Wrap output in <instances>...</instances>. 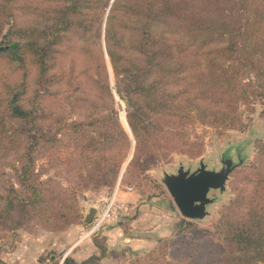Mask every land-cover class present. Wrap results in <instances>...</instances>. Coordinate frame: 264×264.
I'll use <instances>...</instances> for the list:
<instances>
[{
  "label": "rangeland",
  "instance_id": "rangeland-1",
  "mask_svg": "<svg viewBox=\"0 0 264 264\" xmlns=\"http://www.w3.org/2000/svg\"><path fill=\"white\" fill-rule=\"evenodd\" d=\"M73 1L68 9L72 0H0V48L18 47L15 54L0 52V213L12 187L27 204L15 200L10 215L0 217V264H44L50 258L64 264L66 257L79 264L91 255L99 258L90 264H222L224 242L215 232L219 212L237 199L243 207L230 220L242 226L253 202L264 203V104L255 101L242 114L243 127L221 134L197 124L199 151L172 152V134L160 135L172 125L166 115L172 112V90L178 94L171 78L157 111L140 118L136 152L121 118V111L126 119L139 102L128 77L147 50L167 40L172 61V13L166 14L172 0ZM40 53L47 65L42 76ZM12 96L34 109L28 124L6 108ZM30 138L26 181L35 182L41 194L34 202H28L31 188L19 183ZM156 146L167 156L150 163L159 157ZM227 159L236 166L223 191L208 192L214 198L208 214L183 217L164 173H175L180 164L192 171L200 161L219 170ZM105 210L101 226L83 236Z\"/></svg>",
  "mask_w": 264,
  "mask_h": 264
},
{
  "label": "trees",
  "instance_id": "trees-1",
  "mask_svg": "<svg viewBox=\"0 0 264 264\" xmlns=\"http://www.w3.org/2000/svg\"><path fill=\"white\" fill-rule=\"evenodd\" d=\"M211 1L172 0V8L169 6L170 12H166L169 15L172 13V61L168 53L171 45L167 40L163 47L147 50L150 54L143 64L136 65L130 78L127 76L130 93H134L140 102L132 105V110L126 114L136 152L140 144L139 124H144L140 118L142 114L151 116L157 111L171 78L172 89H176V84L178 94L172 90V112L166 114L172 116V125L168 124L166 131H161L160 135L172 134V152L199 151L202 141L193 133L197 124L221 134L229 128L243 127L242 114L251 109L255 101L261 100L264 104V0H216L217 5L209 8ZM74 3L72 0L66 7L71 9ZM195 3H198L197 6ZM208 13H213L214 17ZM4 23H0V35L3 36ZM17 49L9 46L0 48V52L15 54ZM105 49L111 68L118 73L109 48L106 46ZM44 50L42 48V53ZM39 61L42 76L47 67L42 54ZM160 76L163 81L159 80ZM114 86L120 95L118 86ZM6 108L24 124L32 121L34 109L23 107L15 96L6 101ZM112 112L118 124L116 111ZM162 112L166 111L159 110L158 114ZM119 130L122 131L120 126ZM31 140L25 147L26 160L20 167L19 178V183L31 188L34 193L28 202L41 197L37 190L40 187L35 182L26 181L33 151ZM160 148L162 146L154 148L153 152L157 151L159 157L151 158L150 163L166 158L167 154L160 152ZM120 173L121 167L118 175ZM5 199L0 213L2 219L10 215L15 200L23 206L27 205L13 187ZM237 202V199L232 200L219 212L215 232L224 242L219 260L222 264H260L264 259V203L253 202L251 218L239 226L230 220L243 207V203L236 205ZM187 224L190 225L189 222ZM98 258L91 255L79 264H90ZM50 259L44 264L57 263ZM63 263L77 264L69 257L64 258Z\"/></svg>",
  "mask_w": 264,
  "mask_h": 264
},
{
  "label": "water",
  "instance_id": "water-1",
  "mask_svg": "<svg viewBox=\"0 0 264 264\" xmlns=\"http://www.w3.org/2000/svg\"><path fill=\"white\" fill-rule=\"evenodd\" d=\"M118 108L122 110L120 102ZM124 120L130 132L125 116ZM235 166L230 159L225 160L219 170L206 168L202 161L192 171L180 164L175 173H164L162 180L180 214L188 219H201L208 214L207 207L214 201V198L208 196V192L211 189L223 191L228 173ZM92 215L93 210L88 217L92 218Z\"/></svg>",
  "mask_w": 264,
  "mask_h": 264
},
{
  "label": "built area",
  "instance_id": "built-area-1",
  "mask_svg": "<svg viewBox=\"0 0 264 264\" xmlns=\"http://www.w3.org/2000/svg\"><path fill=\"white\" fill-rule=\"evenodd\" d=\"M107 212L108 210H105L104 212H102L101 214H98L96 216V218L94 219V221L92 222L91 226L87 229V231L84 233L83 236H87L91 233H93L96 229H98L101 224L103 223V221L105 220L106 216H107Z\"/></svg>",
  "mask_w": 264,
  "mask_h": 264
},
{
  "label": "bare ground",
  "instance_id": "bare-ground-1",
  "mask_svg": "<svg viewBox=\"0 0 264 264\" xmlns=\"http://www.w3.org/2000/svg\"><path fill=\"white\" fill-rule=\"evenodd\" d=\"M121 118H122V120H123V122H124V124H125V120H124V114H123V112L121 111ZM125 165V164H124Z\"/></svg>",
  "mask_w": 264,
  "mask_h": 264
},
{
  "label": "crops",
  "instance_id": "crops-1",
  "mask_svg": "<svg viewBox=\"0 0 264 264\" xmlns=\"http://www.w3.org/2000/svg\"><path fill=\"white\" fill-rule=\"evenodd\" d=\"M78 251V250H77ZM78 253V252H77Z\"/></svg>",
  "mask_w": 264,
  "mask_h": 264
}]
</instances>
